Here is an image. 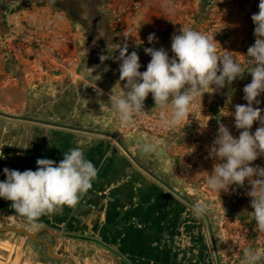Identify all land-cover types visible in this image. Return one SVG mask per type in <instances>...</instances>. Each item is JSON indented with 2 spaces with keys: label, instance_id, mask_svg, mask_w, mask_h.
<instances>
[{
  "label": "crops",
  "instance_id": "crops-1",
  "mask_svg": "<svg viewBox=\"0 0 264 264\" xmlns=\"http://www.w3.org/2000/svg\"><path fill=\"white\" fill-rule=\"evenodd\" d=\"M133 1L139 9L115 22V0H0V176L5 168L36 171L38 159L59 163L79 145L97 177L75 207H63L62 219L50 214L68 231L49 232L88 250L110 248L113 264H243V251L237 263L231 260L224 224L246 219L252 231L244 248L260 247L264 234L252 215L250 187L246 181L228 192L211 190L207 178L217 161L205 147L221 124L239 136L233 114L247 104L243 89L251 75L231 88L208 89L198 98L197 124L161 137L126 132L108 99L120 78L115 44L127 42L144 72L151 60L144 49L164 48L172 57L171 38L181 27L203 33L221 21L228 37L216 45L218 54L227 51L245 64L256 40L251 20L244 21L252 13L242 6L249 0H167L172 12L166 0ZM33 33L43 41L42 54L26 40ZM152 33L157 41L149 44ZM109 53L112 66L102 72L97 64ZM258 100L254 107L264 114V93ZM144 107L159 116L151 94ZM197 151L203 156L189 167L183 160ZM253 166L264 164L258 158Z\"/></svg>",
  "mask_w": 264,
  "mask_h": 264
},
{
  "label": "clouds",
  "instance_id": "clouds-1",
  "mask_svg": "<svg viewBox=\"0 0 264 264\" xmlns=\"http://www.w3.org/2000/svg\"><path fill=\"white\" fill-rule=\"evenodd\" d=\"M165 6L167 8V0ZM258 7V13L251 17L256 40L248 48L245 64L233 59L227 51L218 54L216 40L190 27H181L172 35V57L164 48H145L151 60L144 72L140 71L137 52L129 54L127 42L115 44L119 52L120 78L111 89L108 101L118 120L132 125L138 118L147 116L144 102L151 94L155 108L160 110L161 124L175 128L186 121L195 101L208 93V89L215 92L231 88L234 81L244 79L245 73L250 74L252 81L243 89L247 104L236 105L233 114L240 134L234 137L227 127L220 125L210 149L217 162L208 175L207 184L211 190L221 193L228 192L234 185L244 187L247 181L252 215L259 233L264 234V167L253 166V162L264 155V114L259 107H254L260 104L258 97L264 93V0H260ZM147 39L149 44L157 41L154 33ZM107 59L103 54L100 56L102 63ZM257 122L260 126L253 133ZM36 163V171L5 168L7 179L0 181V198L10 201L12 208L30 222L64 206L75 207L97 177V168L79 145L64 153L59 163L51 159H38ZM203 210L202 206H197L194 211L199 214ZM33 227L39 224L33 223ZM243 257V264H264V248H244Z\"/></svg>",
  "mask_w": 264,
  "mask_h": 264
},
{
  "label": "rangeland",
  "instance_id": "rangeland-1",
  "mask_svg": "<svg viewBox=\"0 0 264 264\" xmlns=\"http://www.w3.org/2000/svg\"><path fill=\"white\" fill-rule=\"evenodd\" d=\"M230 1L225 0L223 4H226V3L229 4ZM233 1L234 2L231 5H235L238 1L242 3V1H245V0H233ZM259 2L260 0H249L247 2H244L245 4L242 5L243 7H246L245 9L252 10L251 14H248V16L245 15L246 17L244 16L246 18V19L244 18V21L250 19L251 25L253 27H255V25L251 17L254 13H258ZM108 3H110V1ZM112 10L113 9L110 6L111 16L112 18H114L112 15ZM216 22H221V21L215 20L214 22H210V24L204 29L203 33H206L208 29ZM223 25L225 24L223 23ZM227 37H228V33H225V34L214 35L212 38L216 40L218 44L220 42L221 43L225 42ZM107 57L108 59L105 60L103 63L99 59V63L97 64L99 65V67H101L102 72H105L107 68H111L112 66V59L110 58V53H109V56ZM5 180H6V176H0V181H5ZM62 210L64 209L62 208ZM62 210H58L59 213L56 211L54 215L58 213L59 214L58 217H61L62 219L63 218ZM234 211L235 210L231 209V212L229 214L231 215L236 214L237 212H234ZM226 216H229V215H226ZM40 218H42L44 221L40 223L37 221L34 222V223L39 224V227H32L30 226L29 223H27L29 222L27 218H24V216L20 215L19 213L15 211V209L12 208V203L10 201L0 198V226L2 227L15 226V227L27 229L29 231L32 230L31 232H36L38 228H43L44 226H48V227L56 229L57 231L58 230L61 232L68 231V228H67L68 225L66 226L62 224L63 222L61 221V219L59 220L57 219L56 221H54L50 214L42 215ZM60 222L61 224H58ZM224 225H227L228 227H230L231 222L229 221L225 223ZM60 240L62 241V243L63 242L65 243V240L63 239H60ZM67 243L69 242L67 241ZM67 246L70 252L74 251L71 255H73L76 260L78 259L77 260L78 262L81 261L80 260V257H82L81 255H84L86 257L84 260L85 264H98V263L99 264H113L112 258L113 257L115 258V256H113L112 254L113 250L110 248L105 249V250L103 248H102L103 250H101V248H93V249L88 250L78 244H73V245L67 244ZM46 251H47V247L45 245L25 235L15 233V232H1L0 231V264H63V263L54 261L53 259L47 257ZM231 260H233L232 257H231ZM237 262L238 260H236L235 263Z\"/></svg>",
  "mask_w": 264,
  "mask_h": 264
},
{
  "label": "built area",
  "instance_id": "built-area-1",
  "mask_svg": "<svg viewBox=\"0 0 264 264\" xmlns=\"http://www.w3.org/2000/svg\"><path fill=\"white\" fill-rule=\"evenodd\" d=\"M117 1L118 5L115 9L112 10V15L114 17L115 22L122 21L123 17L129 13L131 10H137L139 9V4L136 3L133 0H115ZM227 26L223 25L221 22H216L214 23L206 32V34L210 35L213 37L214 35H219V34H225L227 33ZM26 40L29 41L31 44H34L36 49L41 51V53L44 51V45L43 41L41 39H38L35 37V34L33 33L29 37H26ZM202 110V104L198 101V99L194 103V107H192L188 118L184 123H182L180 126H189L193 127L194 125L197 124L200 114ZM145 111H147V116L144 118H138L136 122L132 125H129L127 123H124V130L126 132H143L146 134H150L156 137H161L163 135H166L168 133L173 132L176 130V128H166L164 127L159 119V116H157L153 111L145 108ZM230 133L234 137H238L235 133L231 132ZM218 133H213L210 134V139L205 147L206 152L211 153L210 149L213 145V142L215 138L217 137ZM202 152L197 151L191 154L190 159L191 160H186L184 159V162H189V167L195 163V161H199L202 158ZM260 160L264 164V155H261ZM231 225L229 227V233H228V246L229 250L231 252L232 256V262H235L236 260L239 259L243 248L245 247L246 243L248 242L250 236H251V227L249 226V223L243 219V218H234L231 221ZM258 246L264 248V237L258 238L257 241Z\"/></svg>",
  "mask_w": 264,
  "mask_h": 264
},
{
  "label": "flooded vegetation",
  "instance_id": "flooded-vegetation-1",
  "mask_svg": "<svg viewBox=\"0 0 264 264\" xmlns=\"http://www.w3.org/2000/svg\"><path fill=\"white\" fill-rule=\"evenodd\" d=\"M40 219H38L37 222H39ZM20 228V227H19ZM51 227L48 226H44L43 228H40V230H37L36 232H32V233H37V237L39 239L45 240L47 242H49L51 245H53V249H52V253L53 255L56 256H60V257H65L68 258L72 261L73 264H85V256L81 255L82 257H80V262H78L73 255H71L74 251L70 252V250L68 249L67 246V241L65 240V243L60 240L59 234H56L54 232H49L48 230H50ZM24 229V228H23ZM27 230V229H26ZM31 232V231H30ZM51 233V234H49ZM64 236V235H63ZM36 241V240H35ZM42 243L43 245H45L47 247V251H46V256L53 259L54 261L63 263V264H70L68 261H63V260H58L55 259L53 257L50 256L49 254V249L50 246L47 243H44L42 241H37ZM61 250V251H59ZM99 264V263H98Z\"/></svg>",
  "mask_w": 264,
  "mask_h": 264
},
{
  "label": "water",
  "instance_id": "water-1",
  "mask_svg": "<svg viewBox=\"0 0 264 264\" xmlns=\"http://www.w3.org/2000/svg\"><path fill=\"white\" fill-rule=\"evenodd\" d=\"M0 115H4V114L0 113ZM0 231L1 232H15V233H19V234L25 235V236L33 239V240L42 241L44 243H47L50 246L49 254H50L51 257H53L55 259H58V260L68 261L70 264H73L72 261L70 259H68V258L53 255V253H52L53 245H51L49 242H47L45 240L39 239L37 237V235H38L37 233H32L29 230H26V229H23V228H19V227H15V226H6V227L0 226Z\"/></svg>",
  "mask_w": 264,
  "mask_h": 264
}]
</instances>
